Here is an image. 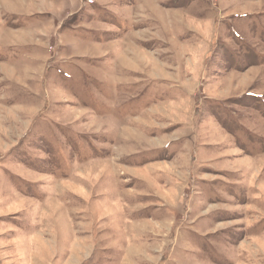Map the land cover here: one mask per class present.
<instances>
[{
	"label": "rangeland",
	"instance_id": "1",
	"mask_svg": "<svg viewBox=\"0 0 264 264\" xmlns=\"http://www.w3.org/2000/svg\"><path fill=\"white\" fill-rule=\"evenodd\" d=\"M0 264H264V0H0Z\"/></svg>",
	"mask_w": 264,
	"mask_h": 264
}]
</instances>
